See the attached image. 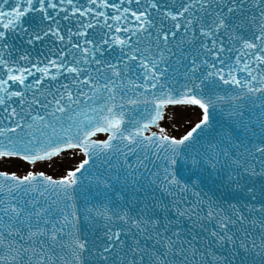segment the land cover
<instances>
[{"label": "snow or ice", "instance_id": "1", "mask_svg": "<svg viewBox=\"0 0 264 264\" xmlns=\"http://www.w3.org/2000/svg\"><path fill=\"white\" fill-rule=\"evenodd\" d=\"M69 154L0 169V264H264V0H0V163Z\"/></svg>", "mask_w": 264, "mask_h": 264}, {"label": "bare ground", "instance_id": "2", "mask_svg": "<svg viewBox=\"0 0 264 264\" xmlns=\"http://www.w3.org/2000/svg\"><path fill=\"white\" fill-rule=\"evenodd\" d=\"M188 116L190 117H194L195 119H197L198 116V112L196 113H190ZM187 116V117H188ZM187 117H185L182 121H186L188 120ZM181 121V122H182ZM184 131H179V135H181ZM103 136V135H102ZM79 158H77L78 160ZM75 163L76 161L73 160V158L71 157V155L69 154V156L62 158L60 160H57L55 164L53 165H49L47 163H38L37 165H29L27 163H24L22 161H20L19 159H10L8 161H5L3 163H0V169L3 170H7L9 172H16L17 174H23L25 173L27 170H43L45 171L47 174H49L52 171L57 172L56 175H53L54 177L60 176L65 169V167L69 166V163Z\"/></svg>", "mask_w": 264, "mask_h": 264}, {"label": "water", "instance_id": "3", "mask_svg": "<svg viewBox=\"0 0 264 264\" xmlns=\"http://www.w3.org/2000/svg\"><path fill=\"white\" fill-rule=\"evenodd\" d=\"M198 112L197 109H189L187 111H182L179 114L169 112L166 116V119L162 122V126L166 128L171 134L179 136V123L187 117L190 113ZM189 126V125H188ZM103 134H100L98 138H101ZM194 180H199L201 186L204 187L205 191L213 189L215 184L218 183L215 175H209L208 173L198 174L193 177Z\"/></svg>", "mask_w": 264, "mask_h": 264}, {"label": "rangeland", "instance_id": "4", "mask_svg": "<svg viewBox=\"0 0 264 264\" xmlns=\"http://www.w3.org/2000/svg\"><path fill=\"white\" fill-rule=\"evenodd\" d=\"M187 119L188 120H186L185 122L182 121V122L179 123V131H181V132L185 131V129L188 127V125H190L192 122H194L196 120L194 117H190V116H188ZM62 170H64V169H62ZM56 173L57 172L52 171L49 174L50 175H56Z\"/></svg>", "mask_w": 264, "mask_h": 264}]
</instances>
